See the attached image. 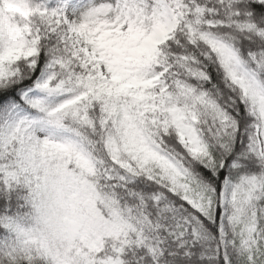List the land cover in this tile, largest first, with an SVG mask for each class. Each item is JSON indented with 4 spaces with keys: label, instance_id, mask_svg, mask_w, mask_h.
Segmentation results:
<instances>
[{
    "label": "snow or ice",
    "instance_id": "6c2138e0",
    "mask_svg": "<svg viewBox=\"0 0 264 264\" xmlns=\"http://www.w3.org/2000/svg\"><path fill=\"white\" fill-rule=\"evenodd\" d=\"M0 264H264V0H0Z\"/></svg>",
    "mask_w": 264,
    "mask_h": 264
}]
</instances>
